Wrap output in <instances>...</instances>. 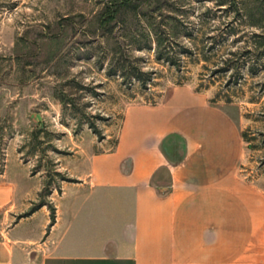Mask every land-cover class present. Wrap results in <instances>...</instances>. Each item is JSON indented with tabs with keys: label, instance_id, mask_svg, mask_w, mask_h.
<instances>
[{
	"label": "rangeland",
	"instance_id": "374dc122",
	"mask_svg": "<svg viewBox=\"0 0 264 264\" xmlns=\"http://www.w3.org/2000/svg\"><path fill=\"white\" fill-rule=\"evenodd\" d=\"M180 86L236 118L264 189V0H0V169L28 167L37 206Z\"/></svg>",
	"mask_w": 264,
	"mask_h": 264
},
{
	"label": "crops",
	"instance_id": "0c3cea01",
	"mask_svg": "<svg viewBox=\"0 0 264 264\" xmlns=\"http://www.w3.org/2000/svg\"><path fill=\"white\" fill-rule=\"evenodd\" d=\"M243 142L228 109L180 86L128 105L55 213L28 167L5 166L0 264H264V189L239 171Z\"/></svg>",
	"mask_w": 264,
	"mask_h": 264
},
{
	"label": "trees",
	"instance_id": "16d2710c",
	"mask_svg": "<svg viewBox=\"0 0 264 264\" xmlns=\"http://www.w3.org/2000/svg\"><path fill=\"white\" fill-rule=\"evenodd\" d=\"M127 3L129 2V1H126ZM114 13H108V15H107V19H108V21H110V20H112L113 18H114ZM164 57V56H163ZM167 60H170L169 59V57L167 58ZM54 218V217H53Z\"/></svg>",
	"mask_w": 264,
	"mask_h": 264
}]
</instances>
